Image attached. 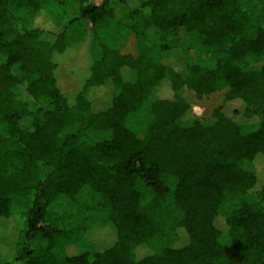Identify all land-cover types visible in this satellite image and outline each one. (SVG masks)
Segmentation results:
<instances>
[{"label":"trees","instance_id":"trees-1","mask_svg":"<svg viewBox=\"0 0 264 264\" xmlns=\"http://www.w3.org/2000/svg\"><path fill=\"white\" fill-rule=\"evenodd\" d=\"M112 4L137 56L96 33L69 107L52 55ZM0 264H264V0H0Z\"/></svg>","mask_w":264,"mask_h":264},{"label":"rangeland","instance_id":"rangeland-1","mask_svg":"<svg viewBox=\"0 0 264 264\" xmlns=\"http://www.w3.org/2000/svg\"><path fill=\"white\" fill-rule=\"evenodd\" d=\"M95 6H101L103 0H90ZM112 20L109 25L101 31H94L91 25L84 24V35L77 43L67 47L61 54H53L51 61L55 66L53 71L57 88L64 98L66 104L72 107L76 98L81 92L84 84L90 76V68L93 60L98 56L96 48L95 34L98 38L105 39L111 47L115 48L120 54L131 57L137 56L136 38L132 31V25L122 17V8L117 4H112ZM181 49V62L198 61L207 65L208 60L203 50L196 47L192 42L179 46ZM226 90L215 92L209 96H203L196 100L191 109L199 120H208L214 111L223 103ZM97 98H104L106 91L101 90ZM107 94V93H106ZM156 94L158 96H171L164 86H161ZM104 96V97H103ZM171 98V97H170ZM106 102L96 105L97 110L105 106ZM141 123V121H139ZM138 121L129 124L130 129L139 137L144 132V125ZM63 210L67 208L63 207Z\"/></svg>","mask_w":264,"mask_h":264}]
</instances>
